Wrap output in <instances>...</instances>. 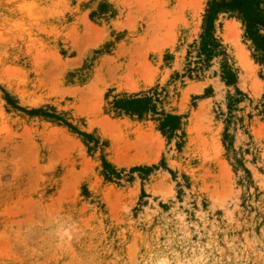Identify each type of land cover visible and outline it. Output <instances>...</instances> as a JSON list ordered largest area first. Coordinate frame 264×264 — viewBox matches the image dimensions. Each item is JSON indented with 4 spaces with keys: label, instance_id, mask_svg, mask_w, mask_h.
Returning <instances> with one entry per match:
<instances>
[{
    "label": "rangeland",
    "instance_id": "rangeland-1",
    "mask_svg": "<svg viewBox=\"0 0 264 264\" xmlns=\"http://www.w3.org/2000/svg\"><path fill=\"white\" fill-rule=\"evenodd\" d=\"M216 1L0 0V264H264V0Z\"/></svg>",
    "mask_w": 264,
    "mask_h": 264
},
{
    "label": "trees",
    "instance_id": "trees-1",
    "mask_svg": "<svg viewBox=\"0 0 264 264\" xmlns=\"http://www.w3.org/2000/svg\"><path fill=\"white\" fill-rule=\"evenodd\" d=\"M229 0H217L216 1V4L219 6V7H227L228 5H230L228 2ZM233 4V3H232Z\"/></svg>",
    "mask_w": 264,
    "mask_h": 264
}]
</instances>
